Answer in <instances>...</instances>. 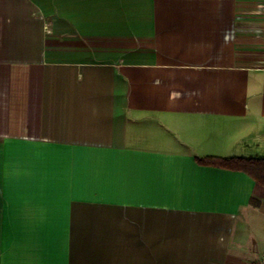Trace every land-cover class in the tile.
Here are the masks:
<instances>
[{"label":"crops","instance_id":"0c3cea01","mask_svg":"<svg viewBox=\"0 0 264 264\" xmlns=\"http://www.w3.org/2000/svg\"><path fill=\"white\" fill-rule=\"evenodd\" d=\"M264 0H0V264H249L264 186Z\"/></svg>","mask_w":264,"mask_h":264},{"label":"trees","instance_id":"16d2710c","mask_svg":"<svg viewBox=\"0 0 264 264\" xmlns=\"http://www.w3.org/2000/svg\"><path fill=\"white\" fill-rule=\"evenodd\" d=\"M197 161L202 165H213L245 172L257 183L264 186V158L206 156L197 158Z\"/></svg>","mask_w":264,"mask_h":264},{"label":"built area","instance_id":"2783aa9c","mask_svg":"<svg viewBox=\"0 0 264 264\" xmlns=\"http://www.w3.org/2000/svg\"><path fill=\"white\" fill-rule=\"evenodd\" d=\"M249 264H264V253L256 260L251 261Z\"/></svg>","mask_w":264,"mask_h":264}]
</instances>
